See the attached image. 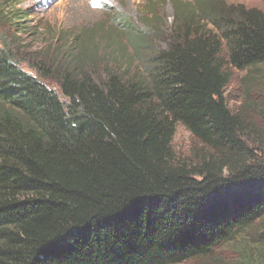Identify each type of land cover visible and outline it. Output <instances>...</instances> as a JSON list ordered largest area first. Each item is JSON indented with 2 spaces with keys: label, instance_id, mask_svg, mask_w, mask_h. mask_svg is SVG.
I'll return each instance as SVG.
<instances>
[{
  "label": "trees",
  "instance_id": "obj_1",
  "mask_svg": "<svg viewBox=\"0 0 264 264\" xmlns=\"http://www.w3.org/2000/svg\"><path fill=\"white\" fill-rule=\"evenodd\" d=\"M18 3L0 0V26L21 31ZM73 43L35 68L62 102L0 40V264H257L218 253L240 236L264 249V127L224 97L229 70L264 64V12L174 3L167 47L100 82ZM178 124L199 145L185 157Z\"/></svg>",
  "mask_w": 264,
  "mask_h": 264
},
{
  "label": "rangeland",
  "instance_id": "obj_2",
  "mask_svg": "<svg viewBox=\"0 0 264 264\" xmlns=\"http://www.w3.org/2000/svg\"><path fill=\"white\" fill-rule=\"evenodd\" d=\"M17 9L26 17L21 31L9 25L0 26V40H5L14 53L19 67L53 90L62 102L56 82L40 76L36 67L59 66L64 51L74 46L78 36L85 47L82 70L95 81L104 79L106 70L131 75L147 65L153 52L164 49L170 42L174 18V3L192 5L196 0H17ZM226 5H241L264 12V0H222ZM7 15V21L10 18ZM11 20V19H9ZM122 20L140 31L116 28ZM139 44L146 45L140 47ZM55 52V53H54ZM56 54V55H54ZM56 65V66H55ZM49 67V68H50ZM230 82L224 97L228 106L236 109L240 103L253 102L247 114L264 127V64L247 72L229 70ZM192 146H199L190 133L176 125L172 147L178 157L187 156ZM223 262H238L244 258L251 263L264 261V249L247 243L241 236L220 251ZM214 258V257H212ZM206 259L184 264H200Z\"/></svg>",
  "mask_w": 264,
  "mask_h": 264
}]
</instances>
